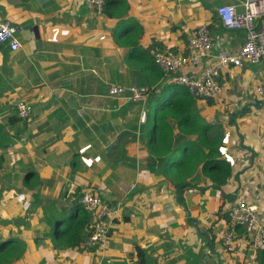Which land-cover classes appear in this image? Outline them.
Returning a JSON list of instances; mask_svg holds the SVG:
<instances>
[{
	"label": "crops",
	"instance_id": "0c3cea01",
	"mask_svg": "<svg viewBox=\"0 0 264 264\" xmlns=\"http://www.w3.org/2000/svg\"><path fill=\"white\" fill-rule=\"evenodd\" d=\"M128 1L129 16L144 25L143 48L156 39L164 50L190 55L193 30L209 25L211 55L182 67L190 76L244 42L245 30L225 27L217 8L234 3L243 10L245 0ZM0 21L17 27L22 44L0 46V121L16 114L18 100L33 105L30 119L6 126L19 134L0 149V243L17 241L0 247V264H140L138 248L143 264H264L242 228L236 227L234 251L223 243L236 198L258 205L264 222L261 63L226 67L222 93L212 103L196 98L204 122L213 124L211 135L223 138L232 173L217 188L200 170L196 186L181 190L148 149L143 105L108 95L109 83L146 85L139 63L129 67V50L114 40L117 18L97 13L87 0H0ZM159 82L171 83L165 76ZM84 191L119 207L101 248L69 246L53 234L55 219L66 224L76 193ZM20 192L31 199L29 210L16 200Z\"/></svg>",
	"mask_w": 264,
	"mask_h": 264
},
{
	"label": "built area",
	"instance_id": "2783aa9c",
	"mask_svg": "<svg viewBox=\"0 0 264 264\" xmlns=\"http://www.w3.org/2000/svg\"><path fill=\"white\" fill-rule=\"evenodd\" d=\"M89 6L97 13H104L106 0H87ZM217 14L225 27L233 30H245V39L237 52H219L211 63L206 64L203 71L190 76L181 71L188 63L198 61L211 55L214 36L208 24L197 26L189 39L190 55L175 52L171 49L154 51V60L171 83L182 85L196 98L215 99L225 88L224 70L228 66H244L246 63H261V82L256 94L264 99V0H245L244 9L239 10L234 3L222 4ZM17 27L0 21V46L7 45L18 50L22 44L16 35ZM151 87L143 84L109 83L108 95L111 97L125 96L132 102L143 105L141 120L146 121V105L151 95ZM17 116L28 120L33 113V105L29 101L15 102ZM23 210H29L32 201L25 192L15 196ZM80 203L91 214L88 232L79 246L85 249L101 248L109 240L110 228L119 213V207L105 200L93 191H84L79 196ZM229 226L223 232V243L228 251H234L237 244L236 227H242L251 240L254 250L264 247V222L259 206L238 197L228 210ZM137 264V263H129Z\"/></svg>",
	"mask_w": 264,
	"mask_h": 264
},
{
	"label": "trees",
	"instance_id": "16d2710c",
	"mask_svg": "<svg viewBox=\"0 0 264 264\" xmlns=\"http://www.w3.org/2000/svg\"><path fill=\"white\" fill-rule=\"evenodd\" d=\"M129 11L128 0H106L104 4V14L118 19L114 29V40L119 46L129 50L126 56L128 66L134 67L138 62L140 70L144 73L143 83L152 89L146 120L150 122L148 138L150 153L160 158L165 173L174 179L181 190L190 188L194 182L199 181L200 176L197 173L200 170L210 181H213L215 187L221 188L232 173L231 163L222 156L220 149L223 144L222 136L211 135L213 124L204 122L197 108L196 97L186 87L175 83L160 84L159 80L164 74L155 63L152 49L164 50V47L156 39L148 48L139 45V39L144 33V25L130 17ZM20 120L27 121L16 114L9 116L7 122L0 121V149L15 142L14 137L19 132L14 135L9 134L6 132V126ZM176 125L180 130L179 135L174 134ZM192 135H197V138L180 141ZM32 179L33 176L27 174L24 183L31 187ZM75 196L77 198L72 202L74 216L66 224L62 217H57L53 222V234L64 237L69 246L80 244L88 232L91 221V214L80 203L78 193ZM7 242H9L8 246L17 245V241L8 239L0 243V247H4ZM258 252L262 257L264 247ZM142 254V250L138 248L140 264H143Z\"/></svg>",
	"mask_w": 264,
	"mask_h": 264
},
{
	"label": "rangeland",
	"instance_id": "374dc122",
	"mask_svg": "<svg viewBox=\"0 0 264 264\" xmlns=\"http://www.w3.org/2000/svg\"><path fill=\"white\" fill-rule=\"evenodd\" d=\"M5 105H7V104H5ZM5 105H4V108H5ZM10 105V104H9ZM12 106V105H11ZM10 112H12V111H10ZM12 115V114H11ZM11 115H5V116H11ZM2 119L4 120V121H6L7 122V119H4V117H2ZM81 194V193H80ZM80 194H79V196H80Z\"/></svg>",
	"mask_w": 264,
	"mask_h": 264
},
{
	"label": "water",
	"instance_id": "95a60500",
	"mask_svg": "<svg viewBox=\"0 0 264 264\" xmlns=\"http://www.w3.org/2000/svg\"><path fill=\"white\" fill-rule=\"evenodd\" d=\"M261 104H262V105L264 104V100L261 102Z\"/></svg>",
	"mask_w": 264,
	"mask_h": 264
}]
</instances>
